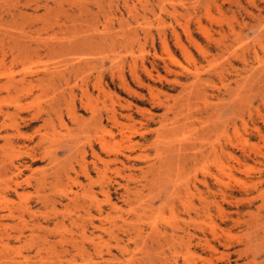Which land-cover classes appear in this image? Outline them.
Returning <instances> with one entry per match:
<instances>
[{"label":"rangeland","instance_id":"obj_1","mask_svg":"<svg viewBox=\"0 0 264 264\" xmlns=\"http://www.w3.org/2000/svg\"><path fill=\"white\" fill-rule=\"evenodd\" d=\"M24 1L0 0V12L5 11V13L3 12L4 25L1 29L6 36L11 35L21 41L22 32L26 31L28 32L27 35L34 39V43L36 40L38 44L41 43L40 45H42L46 42L49 43L48 39L52 40L58 31H52L53 35L49 30L40 31L42 24L49 20L65 21L66 37H69L68 40L75 49H71L64 65L57 58L51 60L47 57L35 59L28 63L24 62L23 65L16 64L10 70L16 80H25L18 87L21 92L10 94L0 92V113L8 111L12 115L13 123L19 125L21 133L25 137V140H19V145L14 147V152L10 148L4 147L2 138L7 134H13L14 128L7 126L11 123L10 118L0 114V174L5 171L2 177L0 175V208H2L0 209V216L6 213L4 210L6 205L17 210L19 206L25 204L30 209L29 214L24 213L25 220H30L27 221L29 226L36 221L41 227L40 230H35V238L37 236L47 238V242L44 244H42L41 239H35L30 244L24 237L29 235L30 230L28 229L31 227L22 230L24 235L20 239L16 238L19 229L8 231L10 235L0 237L4 243L9 245L7 260L0 257V264L2 262L3 264H60L57 261V254H61L62 264L67 260L70 262L67 261L66 264H163V262L165 264L163 258L168 256V250H172L170 246L176 248L177 252V256L173 257L175 262L171 261L170 258L171 264H208L206 263L207 259H212V264H251L252 262L256 263V261L257 264H264V249L261 250L258 257H253L254 259L252 258L254 251L250 250L253 248H249L246 253L242 254L241 252L244 250L243 246L248 237L251 239L252 236L254 239L255 235L257 236L256 239L264 238V0H176L171 4L166 2L165 8L168 11H172L171 5L177 10L179 16L177 17L178 14L176 13V20L168 12L160 13L152 0L134 2L135 8L134 10L131 8L130 11L125 9L124 0H65L59 6L50 3L52 12L47 16L43 9L35 11L32 3L27 5ZM127 1L128 5H131V2ZM19 11L30 16L31 19L26 21L20 18L17 16ZM173 32L178 35V40L186 49L187 55L191 57H187L180 51ZM57 36H59V31ZM53 41L55 42L53 39L51 43H54ZM164 44L167 47V52L172 55L177 64L170 63ZM104 56L105 59H103ZM113 60L116 63L110 65ZM9 61L10 59L7 63ZM142 62L144 68L153 74L152 80L146 76L144 69L142 71ZM133 64L137 66V74L142 84L136 83L130 73ZM49 68H51V72ZM6 69L9 70V68ZM6 69L0 68V75ZM47 69L49 73L54 74L53 77L44 76ZM60 70H65L64 73L66 74L64 75L67 76L69 88L78 96L84 94V103L89 101L92 102L91 105L94 103V105L98 104L101 107L102 102L105 101L102 90L106 93L109 91L108 93L115 97L120 124L117 125V130L114 129L116 139L112 141V148L117 157L124 162L126 170L124 168L122 170L120 165L113 168L120 169L122 176H132L128 182L130 190L128 194H125L123 189L116 185L110 189V204L114 203L117 206L115 210L110 209V204L108 205L106 198H103L105 196L101 187L105 186L106 179L103 177L102 169L100 172L91 169L90 181L85 180L79 168L81 151L69 155L65 150V147L67 148L72 139L77 136L81 126L70 122L66 116V110L63 111L65 125L61 126L55 120L52 125L48 126L50 130L43 126L39 119L35 118L39 112L48 106L53 93L54 95L59 93L54 85L58 84L57 81L62 80L58 74ZM157 73L162 77L160 81L155 78ZM120 77H123L130 90L122 86ZM196 77L203 80L202 85L205 89L208 107H211V110L214 109L208 116L211 118L209 121L215 123L219 128L223 129L224 127L226 129V135L229 136L228 142L226 141L228 152L237 159L225 161L229 170L228 173L231 175V177L224 178L225 187L210 177V175L220 176L214 163L210 162L207 166L205 165L206 167L203 166L205 169L197 170L195 174L197 179L201 180L206 177V182L210 188L211 194L208 195L206 206L202 205L193 186L198 187L201 191L204 188L198 184L197 180V182L194 180L193 175L188 173H186L187 175H178L175 172L173 184L179 185L187 182L190 186L191 195L186 196L181 190L180 193L182 194L168 198L165 197L166 194L162 193V191L166 192L167 178L174 169H166L165 166L158 168L161 166L159 165L161 160L158 154L162 151L164 158L168 147L177 146L184 137L187 142L189 137L180 133L174 136L172 134L167 136L169 133H165L164 137L159 136L164 134V130L162 133L158 131L160 116L163 115L164 108L159 107L160 105L150 97L148 90V87H152L159 91L161 100L172 104L171 100L176 98L181 90V86L172 80L178 79V82L188 85ZM44 80L52 81L51 86L47 89L48 83ZM4 82L5 79L2 75L0 84ZM28 82H31V85ZM165 98L167 100H164ZM203 106L202 101H198L196 109H192L195 111L203 108ZM77 107L80 109L78 114L84 121H87L89 114L83 112L84 110L81 109L78 102ZM120 114H131L134 122L123 118ZM148 115L150 118H147ZM3 120L6 126L2 125ZM132 126H134L135 131L137 130V133L133 135L130 145L125 135L128 134V130ZM42 133L43 140L41 139V144L36 147ZM47 133H51V137ZM92 133L93 131L90 130L86 134L92 139L94 136ZM157 133L158 137H156ZM193 139L194 136L191 141ZM214 139L216 137L212 136L210 141ZM133 144H136L135 147L130 148ZM49 147L54 150L52 153H57L55 155L56 163L51 161L49 153H45L49 151ZM96 150L99 152L97 146ZM88 155H90V151L85 158V163L90 166L93 158ZM141 155H147L148 158L140 159L139 156ZM124 157H129V159L126 160ZM11 161L20 169L19 172L14 171ZM2 163L5 165H3L4 169L1 167ZM148 163H155L156 167L145 168ZM98 165L100 169L101 165L99 163ZM140 168L143 171H140ZM109 173L106 171L105 177L113 175V173L112 175ZM67 175L68 177H65ZM9 176L12 177L11 180ZM112 177L115 182L125 184L121 177ZM153 177H157L156 181L152 180ZM147 181L149 184L146 183ZM144 185L146 187H143ZM39 187L43 189H39ZM182 187L183 185L180 186V188ZM220 189L227 196L224 199L217 192ZM63 190L67 191L64 192ZM261 192H263L262 197H260ZM92 195L95 196L94 201L91 200ZM75 202H92L93 206L89 210L90 212H87L88 210L77 207ZM17 204L16 209L14 205ZM42 204L46 205L43 206ZM99 204L102 208L104 206L105 213H110V219L104 226L109 230L101 231L87 228L86 236L80 237L79 229L72 227L69 223L70 220L80 219L79 217L87 219V213L97 217L94 212L95 207ZM189 205L190 209H188ZM258 207H260L261 213ZM206 208L211 210L206 212ZM250 212L256 213L259 217L256 222L257 227L246 229L247 224L245 223L250 222L248 217ZM114 221L115 225H112ZM123 221L129 225L124 226ZM5 222L11 226L17 224V220ZM130 225L139 226L141 232L132 231ZM153 225L159 230H167L168 233H170L171 225L177 226L189 231L194 235V238L188 244L186 239L183 241H171L168 238L166 240L159 237L155 239L151 235ZM253 229L255 232L252 231ZM246 232L250 234L247 238ZM177 234L182 235L180 232ZM62 236L65 242L61 239ZM71 237L75 239L74 241L77 242L78 246L82 247L83 245L84 252L82 254L71 249L69 242ZM207 240L212 242L215 248L219 250L218 252L223 254L221 259L220 253L213 254L209 249H206L205 241ZM259 242L256 243L259 244ZM37 244L44 245L39 256H36ZM187 249L194 255L192 258L185 257ZM65 250L69 253L64 255L62 252ZM163 254L164 256H162ZM23 257H26V261ZM7 261L9 263H6Z\"/></svg>","mask_w":264,"mask_h":264},{"label":"bare ground","instance_id":"obj_2","mask_svg":"<svg viewBox=\"0 0 264 264\" xmlns=\"http://www.w3.org/2000/svg\"><path fill=\"white\" fill-rule=\"evenodd\" d=\"M6 1V0H5ZM11 1V0H10ZM14 1V0H12ZM24 1V0H23ZM26 4H30L32 3L34 7L35 11H38L40 9H43L45 11V15L47 16L48 14H50L52 12L51 10V6L49 5L50 3L53 5H58L61 4L63 1L65 0H25ZM24 1V2H25ZM131 2V5H128V1L124 0V6L125 9L127 10H131V8H133L134 10V2H138L140 3L141 0H129ZM143 1V0H142ZM155 2L156 8L159 9L160 13H170V15L174 18V20H176V9L173 5L172 6V11H168L167 8H165V4L166 2H168V4L175 2L176 0H152ZM237 1V0H236ZM9 2V1H8ZM4 3V2H3ZM2 3V4H3ZM1 4V5H2ZM236 4V3H235ZM3 7H5L4 5H2ZM7 6V4H6ZM2 7V8H3ZM23 8V7H22ZM21 8V9H22ZM29 9V8H28ZM144 9V8H143ZM7 10V9H6ZM32 10V9H31ZM3 12L5 13V11H1L0 12V68H9V70H4L2 72H4L3 74L1 73V77L3 75V78L5 79V82L3 84H0V92H5L6 94H10L13 92L16 93H20L21 90L18 89L19 85L23 82H25L24 79L22 80H16L10 69H12L16 64H21L23 65L24 62H32L35 59H42V57H47L48 59L54 60L55 58L59 59L58 61L61 64H65L66 60H67V56L70 53L71 49L74 48V45L72 46L68 40L69 37L67 36V28L65 25V21H57V20H53V21H46L42 24V26L40 27V31H53L55 32L56 30L59 31V36H57L58 31L56 32L57 34H55L54 36V43H51L52 40L48 39V41H50L49 43H43L42 45H40L41 43L38 44V42H36L35 40V44L34 43V39H32V37L28 36L27 33L28 32H22V40L20 41L18 38L14 37V36H6V34L3 33V30L1 29L2 26L4 25L3 23ZM7 12V11H6ZM23 12V11H22ZM152 12H154L152 10ZM86 13V11H85ZM84 13V14H85ZM167 13V14H168ZM20 18L25 19L26 21L31 19L30 16L25 15L24 13H21V11H19L17 13ZM178 14V13H177ZM169 15V16H170ZM179 16V14L177 15V17ZM13 18V16H12ZM124 26V25H123ZM184 28V27H183ZM24 29V28H23ZM38 29V28H36ZM38 31V30H36ZM125 31V30H124ZM6 32V31H5ZM52 32V35H53ZM38 33V32H36ZM44 33V32H43ZM46 34V33H45ZM175 39H176V43L178 45V47L181 49L180 51L186 55L187 57H191L190 55H187L186 49L184 48V46L180 43V41L178 40V35L173 32ZM207 35V34H206ZM18 37V36H17ZM50 37V36H49ZM53 37V36H52ZM51 38V37H50ZM40 39V38H39ZM103 39V38H102ZM42 41V40H41ZM46 41V40H45ZM44 41V42H45ZM99 43V42H98ZM102 43V42H101ZM104 43V42H103ZM245 43V42H244ZM72 46V47H71ZM90 46V45H89ZM193 47V46H192ZM75 49V48H74ZM164 49L167 50L166 45L164 44ZM226 51V50H225ZM81 53V52H80ZM168 53L169 59H170V63L171 64H177L175 62V59L172 57V55ZM94 54V53H93ZM100 54V53H99ZM97 57V56H96ZM95 57V58H96ZM121 57V56H120ZM157 57V56H155ZM71 58V57H69ZM102 58V57H100ZM168 58V57H167ZM10 59V61L7 63V61ZM92 59V58H91ZM105 59V56L104 58ZM124 59V58H123ZM158 59V57H157ZM187 59V58H186ZM93 60V59H92ZM99 60V59H98ZM101 60V59H100ZM118 60V59H117ZM26 63V64H27ZM111 63V62H110ZM116 62L113 60L112 63L110 65H114ZM259 63V61H258ZM101 64V63H100ZM51 65V64H50ZM20 66V65H19ZM101 66V65H100ZM65 67V66H64ZM116 67V66H115ZM129 67V66H128ZM141 67H142V71L144 69V72L146 74V76L148 78H150L151 80L154 78L153 74L150 71H147L144 68V63H141ZM208 67V66H207ZM24 69V68H23ZM50 72H51V68ZM66 69V68H65ZM70 69V68H69ZM113 69V68H112ZM184 69V68H182ZM53 70V69H52ZM170 70V69H168ZM65 70H60L58 72L60 78H62V80L57 81L58 84L54 85V87H56V89L59 90V93L57 95H52L51 100L49 101L50 103H48V106L43 109L41 112H39L35 118L39 119L42 123L43 126L47 127L49 125H52V122L56 120V122H58L61 126L65 125V115L64 112H66V116L69 118L70 122H72L73 124H78L79 126H81L80 131L78 132L77 136L74 137L71 141V143L68 145V147H65V150H67V154H73V153H78L81 151V163H80V173L83 175L85 180L90 181V171L91 169L96 170L97 172H100L101 169L103 171V177L104 179H106V182L104 183V187H101V191L103 193V195L106 198V203L109 205L110 204V189H112V187L114 185L120 187L123 189L125 194H128L130 192L129 188H128V182L129 180L132 178L131 175L128 176H122V171L120 172V169L117 168H113L116 165H120L126 170L125 164L122 160H120L117 155L115 154L114 149L112 148V141L115 138V133H114V129L117 127V125H119V121H118V111H116V102L114 100V96L111 94H108L106 92H104V90H102V93L104 95L105 101L102 102L101 107L100 105H91V103L88 101L87 103L83 102V95L78 96L75 94V92L69 88V82L66 79L65 75L66 73H64ZM167 71V70H166ZM187 71V70H186ZM169 72V71H168ZM130 73L132 75V77L136 80V83L138 82V84H142L139 75L137 74V66L136 64H133V66L130 69ZM174 73V72H173ZM44 76L51 78L54 76V74L49 73V70L47 69V71L44 72ZM220 76V75H219ZM0 77V78H1ZM58 77V76H57ZM121 79V84L122 86L127 89L130 90L128 84L125 82V80L123 79V77H120ZM155 78H157L159 81L162 79V77L160 76V74L157 73V75L155 76ZM32 79V78H31ZM72 79V78H71ZM247 79V78H246ZM97 80V79H96ZM39 81V80H38ZM42 81V79H41ZM46 81L48 84L46 85V89L49 88L52 84V81L50 80H44ZM72 81V80H71ZM173 82H175L176 84L181 86V90L178 94V96L176 98H174L172 101V104L168 103L167 101H163L160 98V92L153 89L152 87H148L149 89V95L150 97L156 101L160 106L159 107H163L164 108V113L162 116H160L161 120H160V128H158V131H161L160 133H162V131L164 130V134L159 135L160 137H164V135L167 136L170 134H172L173 136L176 135L177 133H180L183 136H188L189 137V141L186 142V139L184 137L183 141L180 142V144H178L177 146H172V147H168V149L165 151V155L164 158L162 157V151L159 152L158 155H160V160L159 161V166L158 168H162L165 166L166 169L169 168H173L174 171L170 172L171 174L168 176L166 183L168 184V186L166 187V192L164 193V191H162L163 194H166L165 197H171L174 195H179L182 194L180 193L181 190H183L182 192L184 193V195L188 196L191 195V190H190V186H188L187 182H183L180 183L179 185L173 184L174 183V178L176 176L175 172H177L178 175H187L186 173L193 175L194 180L198 181V184H200L202 186V188H204L203 191H201L200 189H198V187L193 186V189L197 192L200 201L202 202V205H207L208 204V195L211 194L210 192V188L208 187V184L206 182V177H203V179L198 180L196 177V172L198 169L202 170V168L205 169V167L207 166L208 163L212 162L214 163L215 167L217 168V170L219 171L218 173H220L219 177H215V176H211L212 178H214L215 182L220 184L221 186L226 185V183L223 181L224 178L226 177H231V175L228 173V167L226 166L225 161H228L229 159H236V157L234 158L230 152H228V147L226 145V141L228 142V137L226 135V129L219 128L217 125H215V123L210 122L209 121V114L212 110L214 109H210L211 107H208L209 104L206 101V94H205V89L203 87V80L199 77H196L195 80L188 84V85H184L180 82H178V79H173ZM238 81V80H237ZM27 83V82H26ZM35 83V82H34ZM37 83V82H36ZM40 83V82H39ZM80 83V82H79ZM104 83V82H103ZM29 85H31V82H28ZM95 84V83H94ZM99 84V83H98ZM25 85V83H24ZM80 85V84H78ZM96 85V84H95ZM75 86V85H74ZM81 86V85H80ZM97 88V86H95ZM106 87V86H105ZM104 87V88H105ZM23 88V87H22ZM77 88V87H76ZM81 88V87H80ZM100 88V87H99ZM74 89V87H73ZM79 89V88H77ZM76 90V89H75ZM47 91V90H46ZM57 91V90H56ZM95 91V90H94ZM78 92V91H77ZM97 92V90H96ZM133 92V91H132ZM99 93V91H98ZM136 94L138 92H135ZM1 94V93H0ZM28 94V92H27ZM51 94V93H50ZM43 95V94H42ZM49 95V94H48ZM95 95V94H94ZM99 95V94H98ZM162 95V94H161ZM51 96V95H50ZM87 96V95H86ZM44 97V96H43ZM42 97V98H43ZM97 97V96H96ZM102 97V96H101ZM4 98V97H3ZM21 99V97H20ZM91 99V98H90ZM103 99V98H102ZM177 99V100H176ZM164 100H167L166 98ZM4 101V100H2ZM117 101V100H116ZM198 101H202V103L204 104L203 108L201 109H197L195 111H193L192 108L197 107V102ZM5 102V101H4ZM14 102V100H13ZM77 102L79 104V106L81 107L82 110H84L83 112H87L89 114V118L87 119V121H84L83 118L78 114V112L80 111V109L77 107ZM211 103V102H209ZM218 104V103H216ZM229 105V104H228ZM232 105V104H230ZM6 106V105H5ZM156 106V105H155ZM235 106V105H234ZM227 107V106H226ZM8 108V107H7ZM236 108V106H235ZM196 109V108H195ZM236 110V109H235ZM237 111V110H236ZM242 111V110H241ZM2 113V114H1ZM0 114L3 115V117H8L10 118L9 121H11V123L7 126H10L12 128H14V133L11 135H5L2 139L4 141L3 146L4 147H8L11 149V151L14 152V147L16 145H19V140L20 139H24V135L21 133L20 128L18 127L19 125H17L15 122L13 123L11 117L12 115L6 111V112H1ZM139 113H141L139 111ZM242 113V112H241ZM203 114H205V116H203ZM214 114V113H213ZM257 114V113H256ZM121 115V114H120ZM151 115V114H150ZM235 115V114H234ZM88 116V115H87ZM123 118L125 117L127 120H130L131 122L133 120V117L131 114H127V115H121ZM213 116V115H212ZM260 116V115H258ZM257 116V117H258ZM28 117V115H27ZM150 118V116L148 115L147 118ZM263 117V116H262ZM7 118V119H8ZM146 118V117H145ZM3 119V118H2ZM125 119V120H126ZM211 119V118H210ZM213 119V118H212ZM150 120V119H149ZM215 120V119H214ZM8 121V120H7ZM20 121V120H19ZM2 125L6 126L4 120L2 121ZM30 122V121H29ZM132 122V123H133ZM38 123V122H37ZM263 123V122H262ZM25 124V123H24ZM32 124V123H30ZM25 126V125H24ZM67 126V125H66ZM121 126V125H120ZM59 127V126H58ZM73 127V126H72ZM129 127V126H128ZM45 128V130L47 129ZM44 129V128H42ZM49 129V128H48ZM58 129V128H57ZM72 129V128H71ZM50 130V129H49ZM48 130V131H49ZM90 130L93 131V138L91 139V137L86 134L89 133ZM117 130V128L115 129ZM38 131V130H37ZM47 131V130H46ZM128 134L125 135V138L127 140V142L131 145L132 144V138L133 135L136 134L137 130L135 131L134 126H132L130 128V130H128ZM39 132V131H38ZM123 132V131H122ZM45 134V132H43ZM43 133L42 135H40V138L37 142L36 147H38L42 140H43ZM55 133V132H54ZM121 133V132H119ZM166 133V134H165ZM49 133H47L48 135ZM51 134V133H50ZM50 134L48 135L49 137ZM123 134V133H122ZM3 135V134H1ZM38 135V133H37ZM81 135H83V137H81ZM62 136V135H61ZM61 136H59V138H62ZM194 136L193 141H191L192 137ZM216 137V139H214L213 141H210L211 137ZM227 136V137H226ZM30 137V136H29ZM64 137V136H63ZM158 137V133L157 136ZM38 138V137H37ZM66 138V137H65ZM121 138V137H120ZM169 138V137H167ZM42 139V140H41ZM64 139V138H63ZM84 139V142H83ZM124 139V138H123ZM223 139V140H222ZM25 140V139H24ZM164 140V139H163ZM224 141L223 143L221 142ZM31 141V140H30ZM34 141V139H33ZM123 141V140H122ZM169 141V140H168ZM238 141V140H237ZM240 141V140H239ZM243 141V140H242ZM22 142V141H21ZM29 142V141H28ZM27 142V143H28ZM57 142V141H56ZM177 142V141H176ZM235 142V141H234ZM23 143V142H22ZM236 143V142H235ZM239 143V142H238ZM246 143V142H245ZM25 144V143H23ZM82 144V145H81ZM139 144V143H138ZM166 144V143H165ZM240 144V143H239ZM136 145V144H135ZM135 145L133 144V146H130V148L135 147ZM86 146V147H85ZM96 146L99 149V152H97L96 150ZM43 147V146H42ZM58 147V146H57ZM62 147V145H61ZM137 147V146H136ZM17 148V147H16ZM30 148V147H29ZM240 148V147H239ZM19 149V148H17ZM27 149V146H26ZM116 150V149H115ZM165 150V149H164ZM54 150L49 147V151H46L45 153H49L50 159L51 161H53V163H56V154L57 153H52ZM56 151V150H55ZM88 151H90V155L93 159L90 163V166L88 164L85 163V158L86 155L88 154ZM130 152V151H129ZM26 153V152H25ZM244 153V152H243ZM33 154V153H32ZM43 154V153H42ZM13 155V154H12ZM15 157V156H13ZM80 157V156H79ZM134 158L136 156H133ZM162 157V158H161ZM28 158V157H27ZM45 158V157H44ZM90 158V157H89ZM126 160L129 159V157H124ZM137 158V157H136ZM140 159L145 158L147 159L148 156L147 155H141L139 156ZM14 159V158H13ZM21 159V158H20ZM15 160V159H14ZM18 160V159H17ZM1 161V160H0ZM90 161V160H89ZM132 161V160H131ZM135 161V160H134ZM138 161V160H137ZM231 161V160H230ZM127 162V161H126ZM136 162V161H135ZM17 163V162H16ZM74 163V162H73ZM98 163L101 165V168H98ZM129 163V162H127ZM140 163V162H139ZM1 164V163H0ZM59 164V163H58ZM141 164V163H140ZM240 164V163H239ZM4 163H2L1 167L3 168ZM8 166L10 164H7ZM47 165V163H46ZM130 165V164H129ZM206 165V166H205ZM241 165V164H240ZM5 166V165H4ZM11 166L14 168V171L19 172L18 170H20L17 166H15L13 164V162L11 161ZM51 166V165H50ZM78 166V165H77ZM200 166V167H199ZM205 166V167H203ZM118 167V166H117ZM156 167L155 163H148V165L145 168L151 169ZM135 168V167H134ZM245 168V167H244ZM7 169V168H6ZM23 169V168H22ZM25 169V168H24ZM203 169V170H204ZM140 171H143L142 168L139 169ZM153 170V169H152ZM156 170V169H155ZM243 170V169H242ZM2 171V170H1ZM8 171V170H7ZM32 171V170H31ZM106 171H109L112 176H115L117 178L123 179V181H125V184H119L117 182H115V180L113 179L112 176L110 177H105L104 173ZM128 171V170H127ZM158 171V170H157ZM161 171V170H160ZM171 171V170H170ZM205 171V170H204ZM240 171V169H239ZM5 172V171H4ZM2 172V174L4 173ZM9 172V171H8ZM24 172V171H23ZM93 172V171H92ZM125 172V171H124ZM123 172V173H124ZM162 172V171H161ZM14 173V172H12ZM31 173V172H30ZM75 173V172H74ZM94 173V172H93ZM169 173V172H168ZM174 173V174H172ZM2 174L1 177L3 176ZM6 174V173H5ZM11 174V173H10ZM76 174V173H75ZM101 174V175H102ZM205 174V173H204ZM228 174V175H227ZM246 174V173H244ZM19 175V174H18ZM23 175V174H22ZM56 175V174H55ZM175 175V176H173ZM21 176V175H20ZM64 176V175H63ZM71 176V175H69ZM77 176V174L75 175ZM81 176V175H80ZM44 177V176H43ZM49 177V176H48ZM65 177H68L65 176ZM158 177V176H157ZM157 177H153L152 180L156 181L155 179H157ZM186 177V176H185ZM7 178V177H6ZM12 177L9 176V179L11 180ZM24 178V177H23ZM39 178V177H38ZM50 178V177H49ZM100 178V177H99ZM159 178V177H158ZM2 179V178H1ZM5 179V177H4ZM8 179V178H7ZM181 179V178H180ZM188 179V178H187ZM8 180V181H10ZM21 180V179H20ZM26 180V179H25ZM55 180V179H54ZM57 180V179H56ZM120 180V179H119ZM177 180V179H176ZM213 180V181H214ZM5 181V180H4ZM7 181V180H6ZM13 181V180H12ZM18 181V180H16ZM42 181V180H41ZM71 181V179H70ZM75 181V180H73ZM196 181V182H197ZM25 182V181H24ZM67 182V180H66ZM72 182V181H71ZM70 182V183H71ZM153 182V181H152ZM6 183V182H5ZM57 183V182H56ZM62 183V182H61ZM148 183V181L146 182ZM145 183V184H146ZM209 183V182H208ZM251 183V182H250ZM2 184V182H1ZM24 184V183H23ZM44 184V183H43ZM42 184V185H43ZM78 185L80 183H77ZM149 184V183H148ZM195 184V183H194ZM258 184V183H257ZM13 185V184H12ZM66 185V184H65ZM71 185V184H70ZM90 185V184H89ZM183 185L182 188H180V186ZM255 185V184H254ZM10 186V185H9ZM8 186V187H9ZM27 186V185H26ZM62 187V185H60ZM58 186V187H60ZM69 186V185H68ZM82 186V185H80ZM256 186V185H255ZM14 187V186H13ZM16 187V186H15ZM74 187V186H73ZM143 187H146V185H144ZM246 187V186H245ZM250 187H252L250 185ZM41 187H39L40 189ZM63 188V187H62ZM65 188V186H64ZM71 188V187H70ZM219 188V187H218ZM257 188V187H256ZM43 189V188H41ZM69 189V188H68ZM67 189V190H68ZM76 189V188H75ZM224 189V188H223ZM58 190V188H57ZM61 190V189H60ZM66 190V191H67ZM73 190V189H72ZM92 190V189H91ZM165 190V189H164ZM244 190V189H243ZM64 191V190H63ZM64 191V192H66ZM38 192V191H37ZM41 192H43L41 190ZM58 192V191H56ZM61 192V191H59ZM69 192V191H68ZM73 192V191H72ZM83 192V191H82ZM94 192V191H93ZM217 192H219V194L221 195V197L224 199L226 194L220 189ZM81 193V192H80ZM101 193V194H102ZM251 193V192H250ZM249 193V194H250ZM83 194V193H82ZM96 194V193H95ZM98 194V193H97ZM16 195V194H15ZM59 195V194H58ZM73 195V194H72ZM91 195V194H89ZM263 192H261L260 197H262ZM75 196V195H74ZM80 196V195H79ZM86 196V195H85ZM219 196V195H217ZM63 197V196H62ZM87 197V196H86ZM85 197V198H86ZM91 197V196H90ZM211 197V196H209ZM227 197V196H226ZM43 198V197H42ZM184 198V196H183ZM215 198V197H214ZM8 199V198H7ZM40 199V198H39ZM76 199V198H75ZM97 199V198H96ZM216 199V198H215ZM4 200V199H3ZM46 200V199H44ZM70 200V199H69ZM72 200V199H71ZM85 200V199H84ZM91 200L94 201L95 200V196L92 195ZM90 200V201H91ZM49 201V200H48ZM52 201V200H51ZM50 201V202H51ZM97 201V200H96ZM103 201V200H102ZM222 201V200H221ZM242 201V200H241ZM6 202V201H5ZM24 202V200H23ZM54 202V201H53ZM140 202V201H139ZM236 202V201H235ZM43 203V202H42ZM45 203L47 204V202L45 201ZM52 203V202H51ZM212 203V202H211ZM15 204V203H14ZM44 204V205H46ZM53 204V203H52ZM213 204V203H212ZM211 204V205H212ZM215 204V202H214ZM6 205V204H5ZM10 205V204H9ZM43 205V204H42ZM43 205V206H44ZM75 205L81 209L84 210H88L87 212H90L89 210L91 209V207L93 206L92 202L87 203V202H75ZM16 206L17 209V205ZM73 206V204H72ZM110 209H117L113 204H110ZM187 206V205H185ZM12 207V206H11ZM51 207V206H50ZM212 207V206H211ZM94 208V207H93ZM104 208V206H103ZM103 208L100 206H96L95 207V214L97 217H95V215L91 214V213H87V219H83L82 217H79L80 219L76 218V219H71L70 220V225L72 227H75L77 229H79L80 232V237H85L86 236V232H87V228H91L92 230H101V231H108L109 228H106L104 226H106V224L108 223L109 219H110V213L107 212L105 213V211L103 210ZM219 208V207H217ZM216 208V209H217ZM260 210V207H258ZM2 209V208H0ZM73 209V207H72ZM75 209V208H74ZM188 209H190V205L188 206ZM5 210V214L0 216V237L3 235H10L8 231H13V230H17L19 229V234L18 236H16L17 239H20L21 237H23V231L24 229L31 227V229L28 233L29 235H27L26 237H24L26 239L27 242H29L30 244L33 242V240L35 239H41L42 240V244L47 242V238L46 237H39L37 236L35 238V230H40L41 227L39 226L38 223H33L31 226H29V221L27 222L25 220V216L24 213H28L30 209L25 206V204H22L21 206H19V208L17 210L9 208L7 205L4 207ZM54 210V209H53ZM211 210V209H209ZM208 208H206V212H209ZM1 211V210H0ZM52 211V210H51ZM56 211V210H55ZM74 211V210H73ZM76 211V210H75ZM111 211V210H110ZM45 212V211H44ZM70 212V211H69ZM260 213L262 212L261 210L259 211ZM41 213V212H39ZM83 213V212H82ZM191 213V212H190ZM251 213V212H250ZM38 215V213H36ZM224 214V213H223ZM40 215V214H39ZM77 215V214H76ZM31 216V215H30ZM41 216V215H40ZM44 216V215H42ZM212 216V215H211ZM248 216V214H247ZM29 217V216H27ZM33 217V216H31ZM86 217V216H85ZM249 221L250 222H246L245 224H247V228L246 229H251L254 226L257 227L256 222L258 220V215L256 213H251L249 216ZM263 217V216H262ZM34 218V217H33ZM35 219V218H34ZM33 219V220H34ZM8 220H17V224H15L14 226L9 225L8 223H6L5 221ZM194 220V219H193ZM139 221V218H138ZM32 222V221H31ZM95 222H97L98 224H96ZM112 223V222H110ZM109 223V224H110ZM124 226L125 225H129L127 224L126 221H123ZM115 225V221L114 224ZM112 225H110V227H113ZM108 226V225H107ZM119 226V225H118ZM131 226V230L138 233L139 231L141 232V229H139V226ZM154 226V225H153ZM109 227V226H108ZM128 227V226H127ZM63 228V227H62ZM114 228V227H113ZM205 228V227H204ZM111 230V229H110ZM170 233H168L167 230H159L157 229L155 226L153 229H151V235L152 237H154L155 239L157 237L162 238V239H170L171 241H183L184 239H186L185 241L188 243H190L192 241V238H194V235L191 234L189 231H185L179 227H175V226H170L169 228ZM210 230V229H209ZM204 231V230H203ZM245 231V230H244ZM254 231V229L252 230ZM98 232V231H97ZM112 232H114L112 230ZM180 232L182 235L179 236L177 233ZM209 232V231H208ZM211 232V230H210ZM209 232V233H210ZM255 232V231H254ZM14 233V232H13ZM18 233V232H17ZM100 233V231H99ZM249 233V231H248ZM246 232V238L247 236H249L250 234H248ZM251 233V232H250ZM203 234V233H202ZM211 234V233H210ZM64 235V234H63ZM110 235V234H109ZM130 235V234H129ZM206 235V234H204ZM214 236H216L215 234H213ZM245 235V233H244ZM253 235V234H252ZM258 235V234H257ZM15 236V235H14ZM58 236V235H57ZM112 236V234H111ZM9 237V236H8ZM8 237L6 238V241L8 239ZM231 237V236H230ZM15 238V239H16ZM257 236L254 235V239H251L250 237H248L247 239L250 240H245L246 244L243 246V251L242 254L245 252H247L249 250V248H253L250 249L252 252V258L253 257H258L261 250L264 249V238H259L256 239ZM14 239V238H13ZM64 242V237L62 236L61 238ZM67 240V239H66ZM74 238H70L69 242L71 243V249L75 250L78 254H82V252H84L83 250V245L82 247L78 246L77 242L74 241ZM205 240V239H204ZM203 240V241H204ZM216 240V239H215ZM22 241V240H21ZM61 241V240H60ZM202 241V242H203ZM259 242L256 243V242ZM17 242V241H16ZM26 242V243H27ZM51 242V241H50ZM49 242V243H50ZM205 245H206V249H209L213 254H218L220 252H218L219 250H217L215 248V246L213 245V243L205 241ZM173 243V242H172ZM216 244V243H215ZM219 245V244H218ZM172 248V250H168V256H165L163 258V260L165 261V264H171L170 263V258L171 261L175 262L174 258L175 256H177V252H176V248H174L173 246H170ZM217 247V246H216ZM44 245L41 244H37L36 245V256L40 255V253L43 251ZM179 248V247H178ZM190 248V247H189ZM169 249V248H168ZM9 250V245L7 243H4L1 239H0V257L1 259L3 258V260H7V253ZM30 250V249H29ZM17 251V250H16ZM186 254L185 257H190L192 258L194 255L190 252L189 249L186 250ZM12 252V251H11ZM210 252V253H211ZM64 255L68 254L69 252L67 250L62 252ZM240 253V252H239ZM17 254V253H16ZM57 254V253H56ZM84 254V253H83ZM161 254V253H160ZM251 254V252H250ZM9 255V254H8ZM44 255V254H43ZM61 255V254H60ZM57 254V261L60 262V264H62L63 262H61V256ZM220 259L223 257V254L220 253ZM226 256V254H224ZM254 255V256H253ZM19 256V255H18ZM164 256V254L162 255ZM64 257V256H63ZM24 260L26 261V257H23ZM189 258V259H190ZM10 259V258H9ZM15 259V258H14ZM12 259V260H14ZM44 259V258H43ZM179 259V258H178ZM182 259V258H181ZM254 259V258H253ZM2 261V260H1ZM68 262H70L69 260H67ZM67 261L64 263L66 264ZM18 262V261H17ZM23 262V261H22ZM247 262V261H246ZM245 262V263H246ZM252 262V261H251ZM6 263H9L8 261ZM16 263V262H15ZM26 263V262H25ZM206 263L208 264H212V259L210 260H206ZM253 263V262H252ZM251 263V264H252ZM255 263V262H254ZM253 263V264H254ZM3 264V262H2ZM17 264V263H16ZM72 264V263H71ZM164 264V262H163ZM194 264V263H192ZM257 264V261L256 263Z\"/></svg>","mask_w":264,"mask_h":264}]
</instances>
